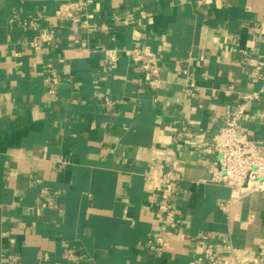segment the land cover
Wrapping results in <instances>:
<instances>
[{
  "label": "crops",
  "instance_id": "obj_1",
  "mask_svg": "<svg viewBox=\"0 0 264 264\" xmlns=\"http://www.w3.org/2000/svg\"><path fill=\"white\" fill-rule=\"evenodd\" d=\"M64 1L82 0H0V264H198L206 233L218 257L232 246L220 264H264V188L209 173L227 113L243 108L238 129L264 150V0H93L78 29L55 18ZM29 21L55 43L31 47ZM138 41L160 58L158 91L124 54ZM173 160L162 217L157 179Z\"/></svg>",
  "mask_w": 264,
  "mask_h": 264
},
{
  "label": "built area",
  "instance_id": "obj_2",
  "mask_svg": "<svg viewBox=\"0 0 264 264\" xmlns=\"http://www.w3.org/2000/svg\"><path fill=\"white\" fill-rule=\"evenodd\" d=\"M93 3V0L64 1L56 11L55 18L62 22L71 23L75 29L81 26L88 28L89 10ZM27 25L33 30H39L38 35L30 43L34 49H41L55 43L54 34L46 29L39 28L37 22L29 21ZM124 54L138 64L147 75L148 86L151 90L158 91L162 88L165 82L161 77L160 58L156 52L145 43L138 41L132 49L125 51ZM116 60L117 51L107 50L104 71L112 70L115 67ZM58 62L64 63V60L59 59ZM47 82L48 93L51 96H56L60 85V80L56 74L53 73ZM257 98L258 95L254 94L246 99ZM105 104L112 107L113 101L106 97ZM242 111L243 108H240L235 112L227 113L220 129L213 137L211 150L216 156V161L210 168L209 173L211 175L210 181L213 184L251 193L264 188V150L261 142L239 131L238 125L242 120ZM187 132V128L184 127L180 136ZM157 180L160 183L158 209L160 215L165 217L170 213L181 182L180 168L177 161H171L168 169ZM221 208L224 209L225 206L221 205ZM171 226L175 228L174 224ZM195 241L204 251V255L198 259V264H220L223 259L231 256L232 246L226 239L221 241L223 252L221 258L214 252L216 243L212 241L210 234H202ZM147 244L151 251L159 252L164 246L165 240L163 237H154L150 238ZM68 257L69 259H75L73 250L68 252ZM242 263L243 261L236 262V264Z\"/></svg>",
  "mask_w": 264,
  "mask_h": 264
}]
</instances>
